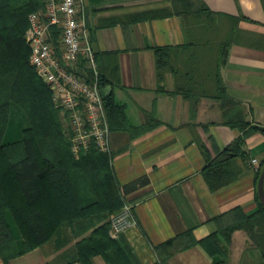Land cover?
Wrapping results in <instances>:
<instances>
[{
	"label": "crops",
	"instance_id": "0c3cea01",
	"mask_svg": "<svg viewBox=\"0 0 264 264\" xmlns=\"http://www.w3.org/2000/svg\"><path fill=\"white\" fill-rule=\"evenodd\" d=\"M202 1L222 15L211 23V32L217 35H206L203 40L219 41L220 21L223 36H231L219 66L226 94L238 103L249 126L264 128L263 0ZM83 15L97 69L106 72L110 94L124 106L130 126L110 130L109 135L112 173L134 218V224L113 239L130 264H163L155 246L187 231L195 241L201 240L219 233L238 218L239 211L247 215L257 209L255 192L257 173L264 165V134L226 125V116L215 99H186L172 93L171 73L164 76L163 89H158L153 47H178L180 65L186 44L202 37L186 29L191 25L174 13L172 0H83ZM204 58L210 59L209 55ZM239 137V154L230 164L240 170L238 175L210 190L203 175L207 162L199 144L212 159ZM252 158L257 165L250 163ZM238 231L243 230H235L229 243L222 241L227 248L226 264L232 262V240ZM88 233L75 238L72 230L64 227L51 241L7 264L73 260L74 243ZM244 233L241 252L248 249L249 253L242 264H260L258 250ZM218 258L195 243L173 252L166 264H214ZM91 262L106 264L99 255ZM0 264H4L1 258Z\"/></svg>",
	"mask_w": 264,
	"mask_h": 264
},
{
	"label": "trees",
	"instance_id": "16d2710c",
	"mask_svg": "<svg viewBox=\"0 0 264 264\" xmlns=\"http://www.w3.org/2000/svg\"><path fill=\"white\" fill-rule=\"evenodd\" d=\"M40 6L41 0H0V258L7 264L68 227L75 238L89 233L74 243V259L60 264H92L95 255L106 264H130L108 232V216L123 204L109 154L91 148L79 158L73 157L60 110L54 107L50 90L29 65V48L24 41L27 15ZM172 7L191 25H185L186 29L202 37L186 44L180 65L178 47H153L158 89H163L164 76L171 73L172 93L186 99H215L226 116V125L264 134L263 127L249 126L244 120L238 103L226 94L221 81L219 66L231 41L227 33L223 36V22L219 20V41L203 40L206 35H217L211 32V23L222 15L209 10L202 0H172ZM207 55L210 59L204 58ZM100 70V86L109 85L106 72ZM103 102L109 129H129L124 106L116 103L112 94ZM14 119L24 125L22 137L4 144L2 138ZM241 143L239 137L212 159L199 144L207 162L203 175L210 190L228 184L238 175L240 170L232 169L230 164L238 156ZM255 197L257 209L247 215L239 211L238 218L219 233L195 241L187 231L155 246L161 262L166 264L176 250L198 243L208 254L219 257L214 264H226L227 248L222 241L229 243L235 230H243L251 246L258 250L260 264H264V207L257 187Z\"/></svg>",
	"mask_w": 264,
	"mask_h": 264
},
{
	"label": "built area",
	"instance_id": "2783aa9c",
	"mask_svg": "<svg viewBox=\"0 0 264 264\" xmlns=\"http://www.w3.org/2000/svg\"><path fill=\"white\" fill-rule=\"evenodd\" d=\"M27 20L28 62L60 110L71 154L77 159L91 148L109 153L110 129L100 73L85 29L83 0H41ZM250 163L257 165V160L252 158ZM108 221L114 238L134 224L131 205L123 201Z\"/></svg>",
	"mask_w": 264,
	"mask_h": 264
},
{
	"label": "rangeland",
	"instance_id": "374dc122",
	"mask_svg": "<svg viewBox=\"0 0 264 264\" xmlns=\"http://www.w3.org/2000/svg\"><path fill=\"white\" fill-rule=\"evenodd\" d=\"M63 123V122H62ZM24 125L21 124L17 119L11 120L8 123L7 129L5 131V134L2 138V142L4 144H8L17 140H20L22 137L21 131L23 129ZM109 217V216H108ZM13 226V230L16 232V228L13 225L11 219H9ZM109 231V230H108ZM244 231H238L234 236L232 240V262L230 264H242L243 259H245L249 253L248 249L244 252H241L242 248L245 246V242L240 243L241 239L245 237ZM247 247V245H246ZM246 249V248H245ZM244 261H247L246 259Z\"/></svg>",
	"mask_w": 264,
	"mask_h": 264
},
{
	"label": "water",
	"instance_id": "95a60500",
	"mask_svg": "<svg viewBox=\"0 0 264 264\" xmlns=\"http://www.w3.org/2000/svg\"><path fill=\"white\" fill-rule=\"evenodd\" d=\"M111 92V85H106L100 89L101 96L103 98L109 96ZM263 179H264V165L260 170L258 179H257V188H258V194L259 199L264 207V190H263Z\"/></svg>",
	"mask_w": 264,
	"mask_h": 264
}]
</instances>
